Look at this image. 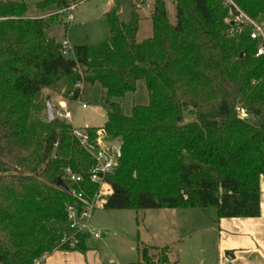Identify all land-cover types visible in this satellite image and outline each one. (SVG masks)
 <instances>
[{
	"label": "trees",
	"instance_id": "obj_1",
	"mask_svg": "<svg viewBox=\"0 0 264 264\" xmlns=\"http://www.w3.org/2000/svg\"><path fill=\"white\" fill-rule=\"evenodd\" d=\"M152 36L138 40L141 17L133 4L129 20L115 8L103 15L108 38L97 45L61 51L49 31L63 23L69 0H0V264H33L60 245L57 224H67V205L93 196L95 164L73 135L72 124L42 118L43 90L80 98L82 81L104 89L108 140L122 154L108 180L114 192L104 208L217 209L219 218L257 217L264 181V56L249 29L230 36L223 0H155ZM254 19L264 18V0H238ZM147 104L124 112L120 98L136 92ZM247 116H243L240 109ZM193 119L184 122L185 114ZM92 133L94 128H89ZM71 168L81 182L65 178ZM143 260L151 262L144 247ZM162 261V260H161ZM164 261H168L167 258Z\"/></svg>",
	"mask_w": 264,
	"mask_h": 264
},
{
	"label": "rangeland",
	"instance_id": "obj_2",
	"mask_svg": "<svg viewBox=\"0 0 264 264\" xmlns=\"http://www.w3.org/2000/svg\"><path fill=\"white\" fill-rule=\"evenodd\" d=\"M24 1L30 6L31 15L36 16V2L41 0ZM69 1L71 5L75 4L74 9L70 11L74 16L73 22H69L67 19L69 11L60 12V18L63 20V23L55 25L49 31V35L56 36L59 42L68 37L72 44L76 46L97 45L106 40L109 34L102 14L107 0ZM130 2H132L131 7L134 4L139 16L143 17L140 23L141 28L138 31V40H145L150 35L152 36L153 33V19L151 15L156 1L151 0L148 2L146 6H143L145 11L142 12L140 11L143 9L139 10V5L135 1L132 0ZM167 7L170 20L175 24L177 19L175 2L168 0ZM117 12L119 13V11ZM120 17L125 21L129 20V0L125 3L124 12ZM147 29H150L151 34L147 32ZM78 85L79 83L76 87ZM78 87H80L79 99H73L71 96H64L63 93L44 89L42 96L45 101L41 112L42 118L47 119L46 102L47 98H51L54 110L65 105L66 109L74 113V122L72 123L76 128L82 129L89 125V128H94L95 130L102 129L108 115L107 104L103 99L105 95L104 89L99 84H90L83 81L81 82V86ZM119 100L124 112L128 115L132 114L134 104H147L149 102V95L144 80H139L136 92L128 93ZM83 103L88 104L86 109L82 108ZM192 119L193 116L189 112L185 114L184 122ZM191 210L195 213L197 212L196 214L201 213L199 209ZM181 211L186 212L185 216L181 217L184 225H182L177 236L172 235L169 239L165 240L155 234V231H157L153 220L155 209L137 211L133 209H96L94 212V226L103 239L99 242L91 239V242L96 245H99L100 242L104 243L102 253L105 264L137 263L141 255L131 248L132 246L138 247V245L142 248V243L148 246H155L151 251L148 249L149 255L151 253L150 256L152 258L167 256L169 251L165 249L160 250V248L169 244L171 245L170 261L157 264H212L213 258L210 255L207 257V252L206 254L203 253V250L205 251L209 248L208 239L201 232L193 236L189 234V231L194 229H188L187 209ZM112 259L115 260L114 263L111 262Z\"/></svg>",
	"mask_w": 264,
	"mask_h": 264
},
{
	"label": "crops",
	"instance_id": "obj_3",
	"mask_svg": "<svg viewBox=\"0 0 264 264\" xmlns=\"http://www.w3.org/2000/svg\"><path fill=\"white\" fill-rule=\"evenodd\" d=\"M127 1L128 0H107V4L103 8L102 18L106 12L115 8L121 15L124 12L125 3ZM130 1L132 0H129V15L132 3ZM150 1L151 0H148L144 5H140L139 10L143 9V6H146ZM142 11L145 10L143 9L140 12ZM142 18L143 17H141V20ZM147 32L151 34L150 29H147ZM72 45L76 46L75 44ZM261 185V213L257 217L219 218L217 216L216 208H200V214H196L197 212L195 213L191 210L198 208H184L187 209L188 229H194L192 231L190 230L189 234L193 236L194 234L201 232L208 239L209 248L205 251L203 250V253L206 254L207 252V257L210 255L213 258L211 261L212 264H264V181H262ZM103 209L106 210L108 208ZM184 209H155V212L153 213L154 226L157 230L155 231V234L159 238H164L165 240L169 239L172 235L177 236L182 225H184L181 219V217H184L186 214V212L181 211ZM90 223L92 230L97 232L94 226V214ZM56 226V234L58 236L62 231L67 230V224L59 223ZM83 238L85 246L84 250L55 249L47 254L48 256L43 264H105L104 255L102 253V246L104 243L100 242L99 245H96L91 242V239L95 242L102 241V236L99 234L98 237H95L92 233L87 232L83 234ZM170 246L171 245L169 244L160 248V250L165 249L169 251L167 256L157 258H152V256H150L152 258L151 262L143 260L142 250L144 247H147L151 251L155 246H148L143 243L142 248L139 245L138 247L132 246L131 249L139 252L141 257L137 263L130 262L128 264H157L167 262L164 261L165 258H167L169 262L171 258ZM157 249L159 250V248ZM111 262L114 263L115 260L112 259Z\"/></svg>",
	"mask_w": 264,
	"mask_h": 264
},
{
	"label": "built area",
	"instance_id": "obj_4",
	"mask_svg": "<svg viewBox=\"0 0 264 264\" xmlns=\"http://www.w3.org/2000/svg\"><path fill=\"white\" fill-rule=\"evenodd\" d=\"M114 1V0H111ZM137 5H144L148 0H133ZM223 5L227 9L226 22L229 24L230 36H235L239 33L247 31L249 29V38L257 44V54L264 56V18L254 19L248 13H246L238 0H223ZM75 7V4L68 7L64 12H68L67 19L69 22H73V13L70 12ZM61 51L66 56L74 55V46L70 39L65 37L61 42ZM78 86H81L79 83ZM88 104L83 103L82 108L86 109ZM240 109V108H239ZM242 115L247 116L246 111L240 109ZM56 117L66 120L72 124L73 135L77 138L79 143L84 149L89 152L95 160L94 166L89 170V176L92 182L96 183L97 189L93 196H86L85 191L71 190L73 196L76 197L74 203L67 205V230L62 231L59 234V247L60 245L69 244L74 248L80 239L79 234H85L87 232L92 233L95 237L99 236L98 232L92 230L91 219L96 209L104 208L105 201L114 192L111 183L108 180L109 174H111L118 166V154L115 148L106 144L107 132L105 128L95 130L93 133L86 128H76L72 122H74V113L66 109L65 105L60 106L54 110ZM65 178L74 182H81L83 176L76 174L71 168L65 169ZM48 253H44L33 264H43Z\"/></svg>",
	"mask_w": 264,
	"mask_h": 264
},
{
	"label": "water",
	"instance_id": "obj_5",
	"mask_svg": "<svg viewBox=\"0 0 264 264\" xmlns=\"http://www.w3.org/2000/svg\"><path fill=\"white\" fill-rule=\"evenodd\" d=\"M46 114H47V118L48 120H54L56 119V114L54 112V106L52 103V99L51 98H47V102H46ZM106 144H108L110 147L115 148L116 152L118 154V156L120 157V155L122 154V145L123 143H121L120 140H107ZM58 185L65 190L68 193H71L68 186L66 185V183L64 182L63 178H60L58 181Z\"/></svg>",
	"mask_w": 264,
	"mask_h": 264
}]
</instances>
